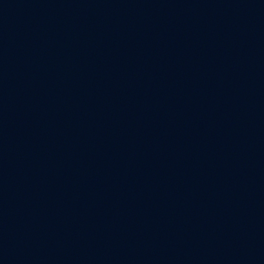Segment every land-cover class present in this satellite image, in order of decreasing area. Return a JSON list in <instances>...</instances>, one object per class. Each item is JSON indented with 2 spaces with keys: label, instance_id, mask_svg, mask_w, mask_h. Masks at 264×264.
<instances>
[{
  "label": "water",
  "instance_id": "water-1",
  "mask_svg": "<svg viewBox=\"0 0 264 264\" xmlns=\"http://www.w3.org/2000/svg\"><path fill=\"white\" fill-rule=\"evenodd\" d=\"M0 264H264V0H0Z\"/></svg>",
  "mask_w": 264,
  "mask_h": 264
}]
</instances>
